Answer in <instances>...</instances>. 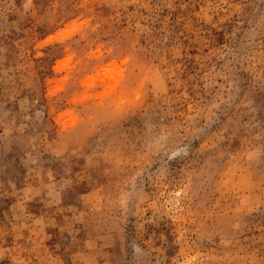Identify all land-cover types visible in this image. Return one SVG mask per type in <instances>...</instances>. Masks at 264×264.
Instances as JSON below:
<instances>
[{
	"label": "rangeland",
	"instance_id": "rangeland-1",
	"mask_svg": "<svg viewBox=\"0 0 264 264\" xmlns=\"http://www.w3.org/2000/svg\"><path fill=\"white\" fill-rule=\"evenodd\" d=\"M0 264H264V0H0Z\"/></svg>",
	"mask_w": 264,
	"mask_h": 264
}]
</instances>
